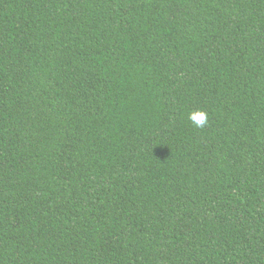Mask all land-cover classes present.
<instances>
[{
  "label": "trees",
  "instance_id": "16d2710c",
  "mask_svg": "<svg viewBox=\"0 0 264 264\" xmlns=\"http://www.w3.org/2000/svg\"><path fill=\"white\" fill-rule=\"evenodd\" d=\"M0 264H264V0H0Z\"/></svg>",
  "mask_w": 264,
  "mask_h": 264
},
{
  "label": "clouds",
  "instance_id": "9594fccd",
  "mask_svg": "<svg viewBox=\"0 0 264 264\" xmlns=\"http://www.w3.org/2000/svg\"><path fill=\"white\" fill-rule=\"evenodd\" d=\"M188 119L197 127L203 128L209 122L208 113L203 109H194L188 113Z\"/></svg>",
  "mask_w": 264,
  "mask_h": 264
}]
</instances>
